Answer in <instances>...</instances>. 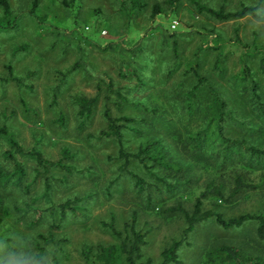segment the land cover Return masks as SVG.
Returning <instances> with one entry per match:
<instances>
[{"label":"trees","instance_id":"obj_1","mask_svg":"<svg viewBox=\"0 0 264 264\" xmlns=\"http://www.w3.org/2000/svg\"><path fill=\"white\" fill-rule=\"evenodd\" d=\"M63 1L69 6L75 0ZM117 1L129 22L146 4L144 0ZM39 2L32 0V13ZM0 7L4 12L0 31L24 25L26 18L9 0H0ZM260 7L264 0L230 11L203 9L217 20L228 21L249 14L263 19ZM152 9V17L166 13L161 4ZM13 13L17 15L11 16ZM30 19L39 28L40 38L51 32L46 19L35 14ZM105 26H111L109 20L96 18L92 32L75 30L64 36L112 56L116 73L95 74V94L69 90L79 69L93 73L94 67L81 59L67 71H58L54 85L45 89L48 97L43 107L24 94L28 89L30 95H38L37 79L27 82L39 78L37 70L22 75L9 64L7 77L0 78L1 88L17 82L22 114L27 119L42 118L45 109L49 118L44 124L69 132L72 120L76 130L82 131L100 112L104 124L97 132H88L86 138L77 136L86 146L83 150L69 140L52 142L48 127H30L33 138L28 140L16 123L17 110L0 109V241L8 243L10 251L16 246L23 248L26 262L61 264L70 253L65 254L68 239L58 238L55 230L71 220L90 217L93 200L101 193L109 200L115 191L121 193L122 201L134 203L129 217L119 227L112 210L106 225L114 241L78 248L80 264H180L181 248L199 224L208 220L226 230L255 224L257 240H264V199L257 211L231 217L207 206L236 204L253 192L264 197V44L248 51L249 58L260 55L257 62L245 58L233 72L220 45H198L188 60L179 52L175 34L165 33L157 45L150 37L131 47L115 40L103 45L99 35ZM58 33L51 41L52 50L59 40L64 47L72 43ZM28 45L20 44L15 50L27 51ZM211 49L219 51L212 65H207L204 54ZM59 54L64 56L66 50ZM107 142L115 146L112 152H105L109 171L105 164L101 166L97 149ZM50 145L58 147V155ZM154 211L163 217L180 214L185 223L181 236L164 246L159 261L144 253L150 229L140 224L143 212ZM42 225L47 228L41 229ZM25 228L32 230L30 238L17 242L9 236L10 231L26 234ZM217 238L209 236L204 264H264L262 257L247 260L240 245H214Z\"/></svg>","mask_w":264,"mask_h":264},{"label":"rangeland","instance_id":"obj_2","mask_svg":"<svg viewBox=\"0 0 264 264\" xmlns=\"http://www.w3.org/2000/svg\"><path fill=\"white\" fill-rule=\"evenodd\" d=\"M129 1V0H128ZM144 0L146 2L144 8L138 9L133 15L131 21L128 20V15L123 10H120L117 0H75L67 6L63 0H40L39 5L32 13V0H9L13 9L17 13H22L24 25H21L18 30L9 29V31H0V78L7 77L9 73L8 65H12L13 69L18 74L25 75L31 70L38 71L39 78H31L30 83L37 79L38 95H30L28 89H25L24 94L27 99L37 106H45V89L54 85V79L60 69L67 71L72 63L81 59L86 66H93V73H86L84 69H79L76 74H73V83L70 86V92L73 90L83 91L89 94L97 92L96 75L110 71L113 75L116 73L112 56L109 57L100 54L94 50L92 46L79 42L77 39L68 40L65 35L71 34L75 30H81L83 33L92 32L96 18L107 19L111 26L103 27L101 35H99L103 45L111 41L124 42L126 46L131 47L139 42H144L149 37L154 40L157 45L159 38L162 39L165 33L175 34L179 38V52L182 56L191 59L198 45L221 46L227 55L226 64L230 67V71H238L243 64V60L254 59L257 62L260 58L248 57V51L256 45L264 44V18L258 19L253 15L246 17L220 21L213 18L207 13L204 7L219 9L223 7L225 10H235L238 7L245 5H254L259 0ZM148 2V3H147ZM156 4H161L166 13H158L154 17L151 16L152 8ZM162 9V10H163ZM168 11V12H167ZM264 15V7L258 10ZM39 15L41 19H46V27L51 30L50 33H44L39 37V28L35 26L30 16ZM4 15L0 7V16ZM16 13L11 16H16ZM213 29L217 31L212 32ZM58 32L65 41L72 43L67 47L59 40L58 46L51 49V41L53 37H57ZM218 34L217 37H215ZM60 35V34H59ZM172 37V36H171ZM173 38V37H172ZM217 38V42H216ZM172 42V40H171ZM27 43V51L17 53L15 47ZM160 44V43H159ZM80 45L81 47H79ZM172 43L168 44L171 48ZM259 47V46H258ZM257 47V48H258ZM65 49L66 54L60 57L59 52ZM218 50L211 49L205 52V60L207 65H212L216 58ZM257 53V52H256ZM256 55V54H254ZM253 55V56H254ZM206 65V68H207ZM114 78H117L115 76ZM225 81V79H224ZM227 91V90H226ZM231 94V92H228ZM21 92L17 82L10 81L5 88L0 85V109L9 107L17 110V122L23 131L25 137L31 140L32 129L30 127H48L49 136L54 140H69L86 150L83 142L77 140V136L86 138L88 132L98 131L104 125L100 120V112L96 115L94 121L88 124L82 131L76 130L74 121L69 122V132L59 130V126L52 124H44L43 120H47L48 114L44 109L41 112V117H33L27 119L22 114V105L20 100ZM52 145V144H51ZM50 150L58 155V147L51 146ZM115 148L112 142L99 144L98 157L101 166L105 164L107 171L109 164L105 161V152H112ZM109 176L110 173H107ZM104 176L100 181V186L104 187ZM81 188V185H79ZM104 189V188H103ZM102 190V189H101ZM103 191V190H102ZM115 197L107 199L102 193L96 200H93L91 206L90 217L71 220L64 225L62 229L55 230L58 238H67L65 241L66 253L69 251V256L65 255L61 264H80L78 248L89 244H108L114 241L112 232L107 228L106 222L111 221V211H115L118 218L119 227H122L125 220L128 219L134 203L130 200L122 201L119 191L114 192ZM115 198V199H114ZM105 199H107L105 201ZM133 199V198H132ZM264 197L253 192L245 196L236 204L212 205L207 203V206L213 207L222 212L226 217L238 215L243 212L257 211L261 207ZM189 205V203H188ZM157 211L141 215V227L146 226L150 229L148 235V243L144 246V253L155 260H160L161 251L164 246L173 237H180L182 229L185 225L182 215H172L163 217L158 215ZM11 219V218H10ZM14 224V223H13ZM47 227L41 226V229ZM25 233L14 231L9 232V236L17 242L31 237L32 230L25 228ZM31 234V235H30ZM219 236L213 240V244L220 246L222 244L240 245L247 260L251 258H264V240H257L255 224L248 223L242 228L235 230H226L215 224L213 221H205L199 224L195 232L190 234L188 242L180 250V264H204L203 254L206 252L209 243V236ZM24 237V238H23ZM0 241V264H38L36 262H26L24 259L25 250L16 246L13 251L8 243ZM12 244V243H10Z\"/></svg>","mask_w":264,"mask_h":264}]
</instances>
